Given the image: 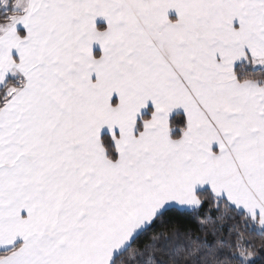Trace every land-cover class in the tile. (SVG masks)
<instances>
[{
    "label": "snow or ice",
    "instance_id": "1",
    "mask_svg": "<svg viewBox=\"0 0 264 264\" xmlns=\"http://www.w3.org/2000/svg\"><path fill=\"white\" fill-rule=\"evenodd\" d=\"M0 264H264V0H0Z\"/></svg>",
    "mask_w": 264,
    "mask_h": 264
}]
</instances>
